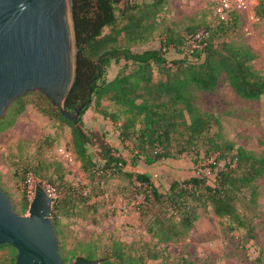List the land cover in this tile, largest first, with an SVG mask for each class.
Returning <instances> with one entry per match:
<instances>
[{
    "label": "trees",
    "instance_id": "obj_1",
    "mask_svg": "<svg viewBox=\"0 0 264 264\" xmlns=\"http://www.w3.org/2000/svg\"><path fill=\"white\" fill-rule=\"evenodd\" d=\"M167 3L168 0L142 4L133 0H71L77 54L75 78L65 110L74 115L82 109L80 127L53 105L43 113L71 128L73 151L91 182L119 179L131 185L136 193L144 194V203L138 212L146 224V232L157 241L155 247L143 243L137 248L135 244L114 243L106 253L92 251L86 257L76 258V262L148 264L158 261L162 257L159 246L188 235L203 207H211L218 217L231 220L238 228L249 227L238 210L237 200L242 190L264 176V156L224 141L213 132L212 117L201 114L196 105V92H215L225 76L240 97L258 100L264 97V74L253 67L256 55L249 47L218 40L221 32L236 26V13L228 22L219 20L217 25H206L201 32L207 36L194 49L191 43L200 32L191 28L186 30V35L169 30L161 38L159 49L133 52L130 45L143 43L148 38L146 34H151L154 28V23L149 22L155 20ZM255 17L264 22V0H259ZM122 36L125 47L120 46ZM172 50L184 56L169 61L167 54ZM121 61L125 65L113 80L106 81L111 64ZM155 71L161 76L158 81H155ZM104 101L113 104L115 110L103 107ZM92 105L117 125L119 139L133 157V168L140 160L154 166L190 154L195 156L193 163L198 168L209 169L215 175L214 184L197 171L182 181H173L168 190L162 191L146 173L128 170L125 157L117 154L102 134L85 130L82 117ZM9 108L12 112L0 121V132L14 125L16 117L25 110V103L19 98ZM44 142L53 145L55 140L45 139L40 148ZM94 146L97 151L92 154L90 148ZM204 163L207 165L203 166ZM12 167L18 170L15 176L25 183L28 176L44 181L43 171L49 170L26 164L20 176L21 163H13ZM63 184L69 185L65 181ZM84 194L66 191L57 197L53 221L58 235L61 218L79 204L86 206L91 199ZM22 196L23 207L28 210L31 202L26 189ZM5 247L16 251L10 245L0 249ZM61 257L68 263L62 254ZM16 259L14 255L9 262L0 264H16ZM162 264L173 263L165 259ZM176 264L196 263L182 259Z\"/></svg>",
    "mask_w": 264,
    "mask_h": 264
},
{
    "label": "rangeland",
    "instance_id": "obj_2",
    "mask_svg": "<svg viewBox=\"0 0 264 264\" xmlns=\"http://www.w3.org/2000/svg\"><path fill=\"white\" fill-rule=\"evenodd\" d=\"M133 1L142 4L152 0ZM258 3L259 0H252L249 8L239 12L236 26L221 32L218 40L264 49V38L261 40L264 22L255 17ZM219 10L220 0H168L155 20L149 22L154 23L152 33L146 34L148 38L143 43H132L131 49L133 52L159 49L161 38L169 30L186 35V30L196 28L199 33L208 24L217 25ZM120 46H126L123 36ZM183 56L173 50L167 54L169 61ZM124 65V61L113 62L105 80H113ZM254 68L264 74V60ZM154 77L155 81L161 79L157 71ZM21 102L25 103V110L16 117L13 126L0 132V186L12 199L16 212L21 215L28 213L29 209L25 210L22 203L23 191L27 190L31 202L38 184L54 199L63 196L66 191L91 196L86 206L76 203L78 207L61 218L59 248L68 264L75 263L76 258L86 257L92 251L104 254L114 243L135 244V248L149 243L155 247L157 241L146 232V224L138 212V207L144 203V194L136 193L131 185L119 179L91 182L73 151L71 128L62 126L43 113L51 110V102L40 92L26 94ZM196 105L201 114L212 117L213 132L224 141L257 156H264V97L258 100L240 97L223 76L215 92H196ZM103 107L108 111L115 110L108 101L103 102ZM9 109L4 117L12 112ZM82 121L85 130L102 134L117 154L125 157L128 170L148 174L162 191L168 190L173 181H182L197 171L204 173L210 184H214L215 175L209 169L198 168L199 165L193 163L195 156L190 154L161 161L154 166L140 160L133 168V157L121 143L117 125L105 119L94 105L83 115ZM49 138L55 140L53 145L44 142L40 148V143ZM90 151L95 154L96 147L90 148ZM19 162L20 176L26 164L49 168L48 172L43 171L46 176L44 181L28 176L25 183L16 177L18 170L12 164ZM60 179L69 185L65 186ZM237 207L249 227L238 228L231 220L218 217L211 207H203L192 231L182 239L160 245L161 259L148 264H162L165 259L173 264L182 259L196 264H264V176L242 190ZM14 255H18L17 250L10 247L0 249V263L9 262Z\"/></svg>",
    "mask_w": 264,
    "mask_h": 264
},
{
    "label": "water",
    "instance_id": "obj_3",
    "mask_svg": "<svg viewBox=\"0 0 264 264\" xmlns=\"http://www.w3.org/2000/svg\"><path fill=\"white\" fill-rule=\"evenodd\" d=\"M76 54L71 0H0V121L15 100L40 92L80 127L82 109L74 115L65 110ZM55 202L38 184L28 213L21 215L0 186V246L17 250L16 264H68L52 218Z\"/></svg>",
    "mask_w": 264,
    "mask_h": 264
},
{
    "label": "built area",
    "instance_id": "obj_4",
    "mask_svg": "<svg viewBox=\"0 0 264 264\" xmlns=\"http://www.w3.org/2000/svg\"><path fill=\"white\" fill-rule=\"evenodd\" d=\"M251 2L252 0H220L219 20L228 22L233 13L238 14L239 12L246 10L250 7ZM206 36L207 33L200 32L196 36V39L192 41L191 48H196L197 44L199 42H202L203 38H205Z\"/></svg>",
    "mask_w": 264,
    "mask_h": 264
},
{
    "label": "crops",
    "instance_id": "obj_5",
    "mask_svg": "<svg viewBox=\"0 0 264 264\" xmlns=\"http://www.w3.org/2000/svg\"><path fill=\"white\" fill-rule=\"evenodd\" d=\"M257 38L259 39V36H257ZM262 38H264V36L261 37V40H262ZM263 41H264V39H263ZM250 48H251L252 52L256 55V59H255V61L252 64L255 67L259 61L264 60V49L261 48V47L260 48H258V47L257 48L250 47Z\"/></svg>",
    "mask_w": 264,
    "mask_h": 264
}]
</instances>
